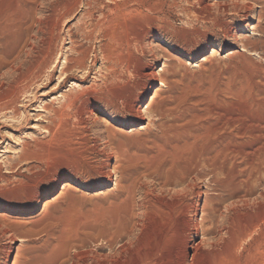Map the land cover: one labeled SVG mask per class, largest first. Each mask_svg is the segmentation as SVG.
Wrapping results in <instances>:
<instances>
[{
  "label": "rangeland",
  "instance_id": "1",
  "mask_svg": "<svg viewBox=\"0 0 264 264\" xmlns=\"http://www.w3.org/2000/svg\"><path fill=\"white\" fill-rule=\"evenodd\" d=\"M64 1L0 0V98L13 86L12 69H26L37 56L20 51L26 37L44 48L54 6ZM82 1L61 20L39 81L13 110L0 112V264L110 256L109 243L126 239L139 242L149 264H264V0H156L165 3L162 12L117 14L104 33L107 0ZM152 26L163 30L149 40L152 53L127 46ZM78 49L87 52V79L73 63L61 70ZM145 65L156 82L136 77ZM144 83L141 109H151L142 125L118 123L85 103L94 96L120 102ZM85 106L94 117L81 124ZM107 129L114 151L105 146ZM204 160L194 195L175 196L184 186L177 176ZM196 194L204 235L182 240L185 219L176 208L193 205ZM193 244H200L194 260ZM177 248L181 257L172 261Z\"/></svg>",
  "mask_w": 264,
  "mask_h": 264
},
{
  "label": "bare ground",
  "instance_id": "2",
  "mask_svg": "<svg viewBox=\"0 0 264 264\" xmlns=\"http://www.w3.org/2000/svg\"><path fill=\"white\" fill-rule=\"evenodd\" d=\"M107 2H108V5L107 6H104L107 9V16H104L106 14L105 12H104L105 14L102 15L104 17L103 19L105 20V24L103 26H99V28H98L103 33H104L105 29L108 27L107 25H109V23H111L110 20H112V19H110V18L112 16H115V15L120 14V13H122V14L123 13L131 14L132 12L133 13H135V12H140L141 13L142 11L143 12H147V13H153V12L158 13L159 11L162 12L163 5L165 4L164 2L160 3V2H158L156 0H107ZM80 3H81L80 0H66V1H64V3H59V4L55 5V6L53 5L54 6V10H53V13L54 14L53 13L52 14L54 16V19H53V22H52V26L51 27H48L49 29L47 28L48 29L47 33L49 34V37H48V40L46 42H44L45 43V47L44 48L37 49L36 48L37 46H35L33 43H29L28 42L31 37H29V36L26 37L27 40L25 39L24 43L21 46L20 51H23L25 53L27 59L30 58L32 56V54H36L37 56L35 57V59H32L33 56L30 58L32 60L29 62L28 67L26 65V69H24V70L21 69V68H19V67H17V69H15V68L12 69V71L10 69V71L12 72L13 77H14L13 80H11V81H13V86L10 88V90L7 91V95L4 98H0V112H3L5 110H13L14 109L13 106H14L16 100L18 99V97L27 94V92L29 91V88H31L32 86H34L39 81L41 74L44 73V71L48 68V66L52 62V57H53V54H54L53 41L56 40V38H57L56 37V35H57L56 32H57V30L59 28V24H60L61 20L64 19L65 17H69L72 13H74L76 11V9L79 7ZM98 3H99V1H98ZM86 6L87 5H85V7ZM95 6H94V8H95ZM157 10H159V11L157 12ZM85 11H87V10H85ZM92 15H93V13L90 12V11H87L85 13V16L87 17L88 20H91L92 19ZM112 18H114V17H112ZM100 24H101V22H100ZM148 24H150V23L148 22ZM88 26H89V24H88ZM38 33H40L41 35L44 33L43 30H42V28L38 30ZM157 34L158 35H163V30L159 29V27L157 28V27L152 26V27L148 28V31L144 32L143 34H139V33L138 34H133L132 35V38L127 42V46L128 47H133L135 49L137 48V49L140 50L141 53H143L144 50L148 51L149 53H152V49L150 48L149 40L151 38H153V37H156ZM92 36H93V33H92ZM37 37H33L32 40H34V41L40 40ZM94 37H96V34H95ZM69 39H70V41L73 42L72 39H74V38H72V36L70 35L69 36ZM87 39H89V38L87 37ZM41 40H43V39H41ZM41 43H43V42H41ZM20 51H19V53H20ZM76 52L79 54V57H77L74 61L70 57L65 58V61H64V64L62 65L61 70H62L63 73H67L71 69V67H72V65L70 67L69 64L73 63V65H74L73 68H77L78 70H83L84 71V73H83L84 76H82V78L84 77V79H87L89 77L90 71H91L89 67L87 68V67L84 66L85 56H87L86 55L87 52H85V50L82 51V50H79V49L76 50ZM17 56H19V55H17ZM152 57L155 59V56H152ZM27 64H28V61H27ZM16 66H20L19 63ZM22 67H24V66H22ZM138 72L137 71L135 72L137 78L138 77H141V78L144 79V81H146V82L147 81H150L152 83H154V82L157 81V75L158 74L152 68H150L148 65H145L142 68L141 72H140V70ZM109 74H108L109 76H113V75L116 76L113 71H110ZM65 76H66V74H65ZM159 76H160L159 78H161V75H159ZM67 78H69V77H67ZM112 78H114V77H112ZM46 80H48V79H46ZM49 80H50V77H49ZM145 84L146 83H144L141 88H139V86H138V88L135 89V91H132L128 96L122 97L120 99V102L119 101L118 102L108 101L107 99L105 100L102 96L101 97L100 96H94V97L90 98L89 100H87L85 103L88 104L89 106H93L95 108V112H96V110L98 111L99 108H102L103 110H106V111H110L113 115L116 116V120L118 121V123L127 122V123H130V125H133V127L136 126V125H142L144 123V121L146 119V116H147V113H148L146 111H148V110L150 111V109H151V106L145 107L146 108L145 111H142V109H141L142 104H143V101H144V97H145V95L147 93V85H145ZM3 85H5V83L0 82V90L3 89L2 88V87H4ZM6 85H7V83H6ZM8 88H9V86H8ZM5 89L6 88H4V91H5ZM105 91H107V90H105ZM5 92H3V93H5ZM102 92H104V91H102ZM0 93H2V92H0ZM96 94H98V93H96ZM155 97H156V95H155ZM108 99H110V98H108ZM80 100H81V98H78V97L75 98V99L68 98L67 100H65L66 102H65L64 107H67V108H70L71 106L73 107V105L76 103V101L79 102ZM77 105H78V103H77ZM67 108H65V109H67ZM159 111H160V109H159ZM93 112L94 111L92 110V108H90V107L88 108V107L85 106L80 111V113L78 114V118L77 117L76 118L78 119V121L81 124H83L84 123V117L92 118V116L94 114ZM59 115H62V113L59 114ZM162 124L166 125L165 123H162ZM164 125L161 126L162 129H164L163 128ZM143 128L141 127L140 129H143ZM145 128H147V127H145ZM105 139H106L105 140L106 142L104 141L105 142V146L107 148H109L110 151H114V149L116 148V147L114 148V146L116 144L114 143L115 142V135H114V132H113L112 129H107V138H105ZM112 153H114V152H112ZM203 162H205V163L193 162L190 165L186 166L184 168V170H182L181 173L179 172L180 174L176 178L177 183H179L180 185H184V186H183V188H182L181 191H178V190H176L178 192L173 191V194L175 196H177V197L187 196L186 194H190V196L194 195L193 194L192 182H193V180L195 178L200 177L199 169L201 167L208 166V162L207 161L204 160ZM210 169H211V167H210ZM242 193H244V192H242ZM196 195L199 198H198V200L193 205L192 204L191 205L190 204H186L185 205L183 203V204H179L177 206V208H176L177 213H178L177 214L178 217H180L181 219H183V218L185 219V220H183V225H182V229H181V234H182V238H183L182 240H184V239L191 240L194 237H198L200 231L203 232L201 234L204 235V231L205 230H203V228H204V224L207 221V217H206L205 210H203L202 211L201 223L199 224L197 222L196 216H197L198 211H199V208H200V196H199L200 194H196ZM243 201H244V199H243ZM138 243L139 242L136 241V240H134V239L116 240L115 242L113 241V242L109 243V245H108L109 249L111 250L110 251L111 252V255L110 256H102V255L91 254L90 256L82 257V256H73L74 254L73 255L71 254V255H67L64 259H62L61 263L60 262L59 263L60 264H149V259L150 258L148 259V254H144V252L141 251L142 249L141 250L138 249V247H137ZM200 244H202V243H200ZM200 244H197V245H194L193 244L191 246V249H192V252H193L192 260L195 259V257H196L195 253L199 249ZM114 245H116L118 247V249H114L113 248ZM135 246L137 247V249L135 250V252L134 253L130 252V249H132V247H135ZM72 247L78 249V248H81V245H78V244L77 245H72ZM172 247H174V246H172ZM143 250H145V249H143ZM179 250L177 248L176 250H174L173 252L170 253V258H171L172 261H175V260L178 261V259L181 257V253H180ZM169 251H171V250H169ZM119 258L122 259V260L120 262H118V261L115 262Z\"/></svg>",
  "mask_w": 264,
  "mask_h": 264
}]
</instances>
